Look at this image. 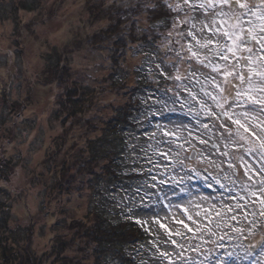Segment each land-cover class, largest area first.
<instances>
[{"label": "trees", "instance_id": "trees-1", "mask_svg": "<svg viewBox=\"0 0 264 264\" xmlns=\"http://www.w3.org/2000/svg\"><path fill=\"white\" fill-rule=\"evenodd\" d=\"M64 1L35 0L38 7L32 2L33 7L19 0L15 6L18 14L10 18L18 27L22 22L21 28H36L40 22L23 20L22 10H33L46 20L58 16ZM225 4L234 1L88 0L83 4L86 18L68 29L69 38L60 45L63 53H58L57 61L50 60L54 67L46 63L54 78H43L45 74L36 72L37 77L30 78L34 82L30 86L49 91L52 107L48 120L54 133L47 148L45 145V158L33 168L28 183L10 167L11 156L19 153L10 151L9 128L0 130V264H167L156 255L153 245L167 251L172 248L171 239L185 247L196 246L201 253L211 249L206 264H217V260L221 264H264V217L255 224L251 217L237 214L227 188L217 191L213 181L209 189L202 176L184 173L185 183L176 185L173 181L165 190L166 197L159 190L143 202L138 196L137 208L130 211V202L119 186L127 187L129 177L144 169L135 162L123 164L117 175L102 180L92 175L88 162L94 148L113 151L122 146L127 152L138 138L140 148L156 146L154 142L162 139L161 129L169 121L163 119H173L178 111L185 121L194 118L198 124L207 118L208 122L212 110L206 101L224 93L219 90L223 78H213L214 66L208 57L218 61L216 48L229 45L223 39L227 37ZM30 32L21 38L34 41L36 51L42 53ZM16 42L10 41L12 65L25 47ZM205 42L213 43L211 55L203 54ZM48 48L44 56L52 50ZM75 55L84 56L82 68L73 66ZM97 55V61L88 63ZM5 81L0 79L3 84ZM4 104L10 110L8 96ZM154 124L156 132L151 134ZM98 140L103 143L97 144ZM32 192L39 202L37 210L25 201ZM198 195L201 199L206 196V200L200 202V215L190 217L196 231L182 233V226L177 224L173 230L164 211L171 212L172 202ZM16 203H22L24 214L16 216ZM153 213L181 235L170 238L152 222L156 218ZM221 213L232 216L233 223H220ZM106 217L117 219L124 227L113 231L101 223ZM137 219L147 223L138 225ZM234 225L244 230H231ZM188 255L203 259L196 252Z\"/></svg>", "mask_w": 264, "mask_h": 264}, {"label": "rangeland", "instance_id": "rangeland-1", "mask_svg": "<svg viewBox=\"0 0 264 264\" xmlns=\"http://www.w3.org/2000/svg\"><path fill=\"white\" fill-rule=\"evenodd\" d=\"M13 1L14 7L12 8ZM18 1L19 0H0V17L2 18V20H0V79H6L5 84L2 83L3 81L0 82V130L7 131V128H9L10 136H12V141L10 140V151L13 150L15 154L19 153L18 156H11L12 160H10V167L14 168V172L17 171V173H19V179L21 176V179L25 183H28L29 178L33 174V168L36 164L40 163V160L45 158V145L47 148L50 136L54 133V131H52L54 126H50L51 122L48 120V115L52 107L49 91L45 90L43 86L36 87L33 84V87L30 86L31 83H34L30 78H35V72L45 74L43 78H54L52 73L48 71V68L46 70V63H49V67H54L55 64H50V60L55 58V61H57L58 53H63L60 45L63 40L69 38L67 33L71 34V32H68V29L71 26L76 27L77 24H81L83 17L86 18L85 12L82 11V6L88 0H65L59 10L58 16H48L46 20H44L43 17L40 19L41 16L35 15L33 10H22L21 18L23 20L29 21L33 19L40 22L36 25V28L35 25H32L30 28H21L22 22H20V26L18 27L15 21L10 18H15L18 14V12L16 14L15 10ZM211 1L212 0H209L210 3ZM32 2L38 7V5L35 4V0H26L29 6H33L30 4ZM236 9V14L239 15V19L235 20V22L240 23L242 20L240 19L241 8L239 7ZM78 11H80L79 15ZM223 12L227 13V16H225L228 18L227 21L230 20L232 11L224 5ZM65 14H67V16ZM180 14L187 13L182 12ZM79 19H81V22ZM212 19L217 20L215 17ZM248 19L259 26L254 25L253 27L247 28L255 35L263 34V39L258 38L259 43H257L255 49L250 50L245 62V67L249 74L255 78H238L239 69L235 67L231 71V78H223V81L220 80L219 90H223L224 93L221 95L220 93L212 95L210 97L211 99L206 101L208 108L212 110V116L208 119L206 124L203 122L197 124L194 118H192L193 121H185L182 119L181 112L179 111L173 119L168 116L163 119L169 120L164 123V127L171 131H175L189 144L188 151H181L180 157H187L193 150H197V152L204 156L202 161L199 159L195 161L184 159L183 163L185 167L192 165L206 167L213 175L215 174V168L221 167L223 169L221 175L222 177H226L224 180L225 184H229V179L227 178H230L233 172H238V169L231 166V164L225 167V158L239 155V148L241 145L238 138L233 137L232 140H229V133L232 132L233 129L224 126L223 118L219 115L221 111L226 109L228 114L239 113L240 115L237 118L241 119L242 122L247 121L248 124H251L252 129H249L247 124H245L240 135L243 137L245 144L249 146L254 145V151L259 150L264 153V129L259 128L257 125V121L264 123V63L259 62L255 57L256 51L264 54V8L261 5H256L251 9V14H248ZM201 23H203V21H201ZM32 27L35 28V31L31 30ZM21 31H24V33H21ZM26 31H29L34 40H37L43 50L41 51L42 53L36 51L37 46L35 47L34 41L31 42L29 38H21ZM242 33L245 34L244 29H241L238 33L237 28L230 26L229 36L232 40L233 58L238 60L240 65L244 63L239 61L242 48L236 45V41ZM245 38H243L244 41ZM10 41H13V43L17 41L16 43L19 46L22 43L25 44L24 50H22L21 53L19 52V56L16 58L14 65L10 62ZM49 46L52 50L49 53L47 52V55L44 56ZM97 57L98 55L96 58L88 61V63L92 62L93 64L94 61H97ZM30 59L33 61L32 65L28 64ZM84 61L83 55H75L73 58V66L75 64L76 68H82L85 63ZM223 61L225 64L226 58H224ZM73 71L75 72L74 69ZM6 73L11 75L10 83L7 82ZM48 73H50V76ZM70 76L75 78L72 74H70ZM234 82L237 85L236 87H233ZM6 96L10 99V110H8V106L4 104ZM245 96L251 97V99L245 100ZM236 100H243V104L237 106L233 103ZM174 107L177 109L175 105ZM219 117L220 119L214 122V119ZM155 125L156 124H154L153 128L149 131L151 134L156 132L154 131ZM194 126L198 129L200 135H196L193 139L189 140L188 137L191 134L190 130L193 129ZM142 127L143 126L139 127V132ZM253 129L255 131H253ZM56 130L57 127L55 128V131ZM245 132H248L249 136H244ZM209 136L213 138L211 141L207 139ZM138 139H134V143H131L128 147V151L125 152V157H127L125 158L127 160L125 165L131 166L135 162L140 168L145 170L148 165L143 160L144 154L140 151L141 148L139 147ZM201 139L204 140L205 146L203 147L199 143ZM212 142L218 145L216 153H221L220 156H216L215 153H213L212 156L206 154L212 151L211 148L207 147V145ZM226 145L227 151H224ZM135 156H137V159H135ZM256 160V163L250 165V170L253 171L255 175H249V171H244L241 175L243 183L248 185V188L242 193L237 192L236 199H234L233 202L234 204H232L237 214L241 213L251 217L255 224L258 219L264 217V159L257 157ZM179 175H184L183 169L179 171ZM34 181L36 180L34 179ZM214 184L217 186L215 181ZM169 191L170 189L168 192ZM34 194L35 193L32 192L25 201L29 203L30 207L33 209L36 208L37 210L39 208V202L34 198ZM21 199L23 200L24 197H21ZM124 199L126 198L124 197ZM201 200L205 202L206 196L201 199V196L198 195L188 198L183 202H172L171 212L164 211L163 216L168 217V223L174 225L176 223L173 218H175V220H182L185 218L183 212L180 211L181 204L202 203ZM21 204L22 203L17 205L16 203L14 205L16 216L24 214V209ZM190 211L192 212V218L200 215L196 209H190ZM231 217L232 216H227L225 213H221L218 220H220V223L228 221L232 224L234 220H231ZM238 223L239 221H237V224ZM234 226L235 227L231 230H244L242 227ZM172 228L173 230L177 229L176 225ZM181 229L182 233H188L184 227ZM212 232H215V234L218 233L216 230H212ZM167 251L177 252L173 247ZM173 259L177 258L174 257ZM177 264H180L179 260H177Z\"/></svg>", "mask_w": 264, "mask_h": 264}, {"label": "snow or ice", "instance_id": "snow-or-ice-1", "mask_svg": "<svg viewBox=\"0 0 264 264\" xmlns=\"http://www.w3.org/2000/svg\"><path fill=\"white\" fill-rule=\"evenodd\" d=\"M236 86L237 85L234 82L233 87ZM244 99H251V97L245 96ZM233 103L240 106L243 104V100H236ZM219 115L223 118L224 126L226 128L233 129V131L229 133V140H232L233 137L238 138L241 145L239 148V155L225 158V167H228L229 164H231V166L238 169V172H233L231 177L227 178L229 179V184L224 183L226 177H222L221 173L223 169L221 167L215 168L214 175L206 167H199L196 165L185 167L183 163L184 159H199L202 161L204 156L197 151H191L190 155L187 157H180L181 151H188L189 144L181 136L177 135L175 131H171L165 127L161 129L162 139L154 142L156 146H153V144H147L140 149L141 153L144 154L143 160L148 165L146 169L147 174H145V170L137 171L133 177H129L127 187L124 185L119 186L120 189L124 191L125 198L130 201V211L137 208L136 198L138 196L141 197V201L143 202L145 198L155 194L157 190H159L160 192H163L166 197L167 192L165 190L171 186L173 181L176 185H182L185 183L184 176L179 175V171L181 169L184 170L185 175L188 177H196L197 175L202 176L209 189L213 187V181H215L217 185V191L223 192V190L227 188L228 195L232 199H236L237 192L242 193L248 188V185L243 183L241 175L244 171H249V175L254 176L255 173L250 170V165L257 162V157L264 159V153L259 150L254 151V145L249 146L244 143V139L240 133L245 124H247L249 129H252V125L248 124L247 121L242 122L241 119L237 118L240 115L239 113L228 114L225 109L221 111ZM153 119H155V117H153ZM203 123H207V118L204 119ZM257 125L259 128L264 129V123L257 121ZM253 131L255 130L253 129ZM190 133L191 134L188 137L189 140L193 139L196 135H200L195 126L190 130ZM244 136H249V133L245 132ZM207 139L211 141L213 138L209 136ZM199 143L202 147L205 146L203 139H201ZM207 147L212 150L211 152L206 153L208 156H212L213 153H215L216 156L221 155V153H216L218 145L215 142L209 143ZM161 148H163V150H161ZM224 151H227V145L225 146ZM190 182V180L187 181V183ZM157 199H159V197H157ZM201 207L202 205L200 203L181 204L180 211L187 213V215L182 220H175V218H173L175 223L184 227L186 232L194 233L196 230L192 228L190 219V217H192V212L190 209L199 210ZM134 215H139V212H135ZM153 215L156 218L152 222L158 224L161 228L167 231L170 238L179 237L181 235L179 232H172L168 228V225L163 220L159 219L158 213H153ZM135 223L138 225H144L147 221L137 219ZM209 234L211 235V233ZM170 243L173 248L179 249V251L168 252L161 250L158 245H153L156 248V255L163 260H166L167 264H177V260L180 261V264H206L209 258L208 253L212 251L211 249H208L204 253H201V250L198 247L192 245L185 247L184 245L178 243L176 239H171ZM261 247H264V245H261ZM192 252H196L198 255H203V259H198L188 255V253ZM173 257H176L177 259H173ZM217 264H221V262L217 260Z\"/></svg>", "mask_w": 264, "mask_h": 264}, {"label": "clouds", "instance_id": "clouds-1", "mask_svg": "<svg viewBox=\"0 0 264 264\" xmlns=\"http://www.w3.org/2000/svg\"><path fill=\"white\" fill-rule=\"evenodd\" d=\"M96 143L102 144L103 141L98 140ZM88 162L92 175L94 177H100L102 180H106L111 176L117 175L118 168L127 163V160L125 159V149L122 146L113 151H105L102 147L100 149L94 148L92 154L88 158ZM96 199L99 201L100 198L97 197ZM97 211L99 212L100 210L97 209ZM101 223L106 224V226L113 229V231H115V228L117 227H124V225L119 224L117 219L112 217H106ZM128 264H130V262H128Z\"/></svg>", "mask_w": 264, "mask_h": 264}, {"label": "bare ground", "instance_id": "bare-ground-1", "mask_svg": "<svg viewBox=\"0 0 264 264\" xmlns=\"http://www.w3.org/2000/svg\"><path fill=\"white\" fill-rule=\"evenodd\" d=\"M28 63V62H27ZM29 65H32L33 64V61H32V59H30L29 60V63H28Z\"/></svg>", "mask_w": 264, "mask_h": 264}, {"label": "flooded vegetation", "instance_id": "flooded-vegetation-1", "mask_svg": "<svg viewBox=\"0 0 264 264\" xmlns=\"http://www.w3.org/2000/svg\"><path fill=\"white\" fill-rule=\"evenodd\" d=\"M6 75H7V76H6V78H11V76H10V75H8V73H6Z\"/></svg>", "mask_w": 264, "mask_h": 264}, {"label": "water", "instance_id": "water-1", "mask_svg": "<svg viewBox=\"0 0 264 264\" xmlns=\"http://www.w3.org/2000/svg\"><path fill=\"white\" fill-rule=\"evenodd\" d=\"M193 151H196V150H193ZM190 161H195V160H190Z\"/></svg>", "mask_w": 264, "mask_h": 264}]
</instances>
